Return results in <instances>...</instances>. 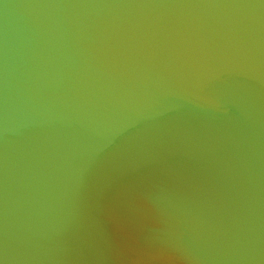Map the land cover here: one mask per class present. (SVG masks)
Listing matches in <instances>:
<instances>
[{
  "label": "water",
  "instance_id": "water-1",
  "mask_svg": "<svg viewBox=\"0 0 264 264\" xmlns=\"http://www.w3.org/2000/svg\"><path fill=\"white\" fill-rule=\"evenodd\" d=\"M264 264V0H0V264Z\"/></svg>",
  "mask_w": 264,
  "mask_h": 264
},
{
  "label": "clouds",
  "instance_id": "clouds-1",
  "mask_svg": "<svg viewBox=\"0 0 264 264\" xmlns=\"http://www.w3.org/2000/svg\"><path fill=\"white\" fill-rule=\"evenodd\" d=\"M136 264H177V261L174 257H162L151 261H137Z\"/></svg>",
  "mask_w": 264,
  "mask_h": 264
}]
</instances>
